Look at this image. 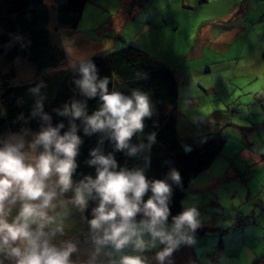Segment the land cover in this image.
I'll return each instance as SVG.
<instances>
[{"label": "clouds", "instance_id": "obj_1", "mask_svg": "<svg viewBox=\"0 0 264 264\" xmlns=\"http://www.w3.org/2000/svg\"><path fill=\"white\" fill-rule=\"evenodd\" d=\"M63 47L66 68L76 74L73 83L84 98L54 109L67 119V129L61 131L63 120L54 125L45 111V83L40 81L30 89L35 99L29 117H18L25 124L38 120L39 129L25 126L0 135V264H150L146 253L156 249V264H172L181 246L195 242L201 214L189 204L171 215L173 186L183 187L179 170L170 168L164 179L146 175L157 134L147 133L146 142L133 143V138L144 133L145 120L156 112L150 95L138 89L130 95L110 91L109 78L98 75L87 53L71 41ZM97 97L99 107L88 114L87 100ZM81 127L85 136L99 139L86 160L95 176L85 174L77 181ZM105 140L113 151L105 153ZM114 152L140 158L143 166H121ZM75 214L87 224L83 242L64 238ZM82 243L85 258L74 260Z\"/></svg>", "mask_w": 264, "mask_h": 264}, {"label": "rangeland", "instance_id": "obj_2", "mask_svg": "<svg viewBox=\"0 0 264 264\" xmlns=\"http://www.w3.org/2000/svg\"><path fill=\"white\" fill-rule=\"evenodd\" d=\"M0 7L6 9L5 0ZM53 24L55 16L50 28ZM76 31L81 52L94 51L85 35L116 37L172 70L177 134L184 148L209 135L225 138L185 190L182 206L199 209L201 226L195 242L175 253L192 247L201 264H251L264 254V0H86ZM12 44L11 39L2 47ZM14 68L9 84L35 78L36 65L21 54ZM56 68L47 71L53 80L67 69ZM0 69L7 70L4 53ZM86 233L75 214L64 238L83 242ZM86 247L82 243L73 259H84ZM157 250L146 253L150 264H156Z\"/></svg>", "mask_w": 264, "mask_h": 264}, {"label": "trees", "instance_id": "obj_3", "mask_svg": "<svg viewBox=\"0 0 264 264\" xmlns=\"http://www.w3.org/2000/svg\"><path fill=\"white\" fill-rule=\"evenodd\" d=\"M7 7H0V54L4 53L7 70L0 69V110L6 115L0 116V135L8 130H20L22 127L39 129L40 122L29 118L28 123L18 119L22 114L29 117L34 103L30 91L40 81L45 83L42 92L46 96L45 111L51 113L53 124L63 120L68 127L66 118L55 114L54 109L61 107L73 98L84 99L75 88L73 80L76 74L64 70L60 74H48V70L58 67L65 59L64 49L50 40L49 7L54 5L57 26L76 28L86 0H65L50 4L46 0H5ZM13 40V44L4 50L2 45ZM21 54L36 65L35 78L16 84H9L15 76V57ZM98 68L100 77L109 78V90H118L126 95L138 89L150 95L155 106V114L145 120L144 133L134 137L133 143L145 140L147 133L155 131L157 143L151 149V165L146 175L151 179H164L170 168L179 170L183 187H174V194L170 204L171 215L178 214L182 209V199L190 181L202 170L207 168L216 154L220 151L225 140L220 135H209L203 141L186 149L177 134V82L172 70L151 57L147 51L132 44H122L121 47L90 55ZM48 96L46 95V89ZM100 105L99 98L87 100V111L91 114ZM80 124V121H77ZM83 143L80 146L78 165L74 178L79 180L85 174L95 176V169L86 164L89 150L97 145L99 136H85L80 132ZM146 142V140H145ZM105 153L113 151V145L105 140ZM119 165L128 168L143 166L140 158L128 157L122 152H114ZM150 194V193H149ZM147 199V196L145 197ZM94 206L90 203L89 209ZM90 215V210L85 213ZM171 222V216L169 217ZM82 228L87 231V224L82 222ZM172 264H201L192 247H185L182 252L174 253ZM251 264H264V254L255 257Z\"/></svg>", "mask_w": 264, "mask_h": 264}, {"label": "crops", "instance_id": "obj_4", "mask_svg": "<svg viewBox=\"0 0 264 264\" xmlns=\"http://www.w3.org/2000/svg\"><path fill=\"white\" fill-rule=\"evenodd\" d=\"M54 1H56V2H64L65 0H54ZM228 15H230V13ZM53 16L56 17V12H55L54 5H51L49 7V23H48V29H49V32H50V40L54 44H56L59 47H61L62 49H64L63 44L66 41H71V42L74 43V45H76L75 40L77 39V33H78L76 31V28L70 27L72 29H69V28H66V26H57V24H53L52 28H50V21H51ZM221 16H223V15H221ZM85 37H86L85 38L86 44L91 46V48L94 50V51L91 50V52H93V53H89L90 55L91 54H96V53H105L107 51H110V50H113V49H117V48L122 46L121 44H123L119 40V38L116 39V37L113 38L112 40H109V39H107V40H104V39L100 40L99 39L98 40L97 37H91V36H88V35H85ZM16 57H15V59H16ZM66 59H67V57H66ZM62 63L56 69H60V70L66 69V64H62Z\"/></svg>", "mask_w": 264, "mask_h": 264}]
</instances>
